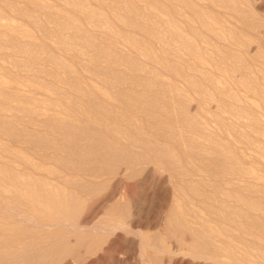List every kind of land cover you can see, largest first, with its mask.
<instances>
[{
    "label": "rangeland",
    "instance_id": "obj_1",
    "mask_svg": "<svg viewBox=\"0 0 264 264\" xmlns=\"http://www.w3.org/2000/svg\"><path fill=\"white\" fill-rule=\"evenodd\" d=\"M0 264H264V0H0Z\"/></svg>",
    "mask_w": 264,
    "mask_h": 264
},
{
    "label": "bare ground",
    "instance_id": "obj_2",
    "mask_svg": "<svg viewBox=\"0 0 264 264\" xmlns=\"http://www.w3.org/2000/svg\"><path fill=\"white\" fill-rule=\"evenodd\" d=\"M118 248V247H117Z\"/></svg>",
    "mask_w": 264,
    "mask_h": 264
}]
</instances>
